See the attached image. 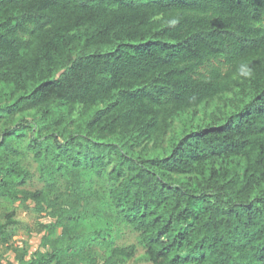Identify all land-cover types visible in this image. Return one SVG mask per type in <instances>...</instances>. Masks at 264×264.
Segmentation results:
<instances>
[{"label": "trees", "instance_id": "trees-1", "mask_svg": "<svg viewBox=\"0 0 264 264\" xmlns=\"http://www.w3.org/2000/svg\"><path fill=\"white\" fill-rule=\"evenodd\" d=\"M1 83L0 119L38 113L42 161L75 179L108 171L114 208L154 263L264 264V0H0ZM214 100L207 119L189 112ZM27 125L0 136V194L56 214L62 195L18 187L30 172L9 136ZM14 215L0 221L10 264H78L57 244L19 251Z\"/></svg>", "mask_w": 264, "mask_h": 264}, {"label": "rangeland", "instance_id": "rangeland-1", "mask_svg": "<svg viewBox=\"0 0 264 264\" xmlns=\"http://www.w3.org/2000/svg\"><path fill=\"white\" fill-rule=\"evenodd\" d=\"M7 90L5 84H0V104L8 100L5 95ZM219 100L212 101L209 105L199 106L189 110L196 120L207 119L215 110ZM61 113L62 110H56ZM38 113L34 109L16 112L12 118L2 117L0 119V136L5 128L15 127L17 124H28L22 130L24 136L16 134L9 136V141L18 150L11 152L13 159L19 160L30 175L24 185L30 189L42 188L50 197L55 194L62 195L60 204L62 211H54L51 207L41 210L34 200L23 202L21 199L12 200L0 194V221L6 219L5 214L15 211L14 217L18 223L11 226L13 241L19 251L28 249L30 253L38 250H52L55 244L63 247L62 255L66 259H74L78 264H86L90 260L89 252L100 262L112 253L115 246H135L132 256H125L119 264H156L148 258L146 247L141 241L140 232L133 228L125 219L119 215L112 203L109 190L112 182L109 180L108 171L102 175L86 168H81L77 179L67 177L54 165L51 157L47 156L44 161L36 155L32 145V139L37 136L31 129ZM82 115L81 107L74 113L75 118ZM182 117L173 121V130L182 126ZM75 124H69L73 130ZM167 142V141H166ZM164 142V143H166ZM81 145H86L82 140ZM78 143V146H80ZM155 148L150 143V150ZM111 166L108 168V170ZM49 177H54L55 185L49 184ZM71 179L72 181H69ZM78 200L76 205H70V201ZM70 228L66 233L64 226ZM72 234V240L69 234ZM0 253L2 262L10 264L17 261V251L7 249V245L0 242ZM30 254L27 256L29 257ZM63 264H66L64 262Z\"/></svg>", "mask_w": 264, "mask_h": 264}]
</instances>
